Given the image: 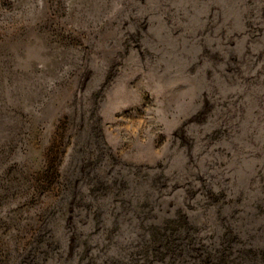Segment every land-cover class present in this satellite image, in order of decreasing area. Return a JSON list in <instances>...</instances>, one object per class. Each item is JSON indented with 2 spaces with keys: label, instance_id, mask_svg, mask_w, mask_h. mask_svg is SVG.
<instances>
[{
  "label": "rangeland",
  "instance_id": "obj_1",
  "mask_svg": "<svg viewBox=\"0 0 264 264\" xmlns=\"http://www.w3.org/2000/svg\"><path fill=\"white\" fill-rule=\"evenodd\" d=\"M222 252L264 264V0H0V264Z\"/></svg>",
  "mask_w": 264,
  "mask_h": 264
},
{
  "label": "trees",
  "instance_id": "obj_2",
  "mask_svg": "<svg viewBox=\"0 0 264 264\" xmlns=\"http://www.w3.org/2000/svg\"><path fill=\"white\" fill-rule=\"evenodd\" d=\"M183 223H179L178 222V226H173L171 227V231L173 232V234H177L178 232V242L176 243H172L170 241V239H167L166 236V229L164 227H162V229H158L155 226H151L149 229V236H150V240L148 241H143V243L140 245V247H138L139 250L136 249V252L133 255L136 254H140L142 256L148 257L147 255H158L159 257H161L162 255H164L163 253H168L172 256L175 257H179L180 255H182L184 252H190V254L193 255H197V250L194 248L193 244H192V240L191 237L189 236V228L186 225V223L184 221H182ZM175 223V222H173ZM147 229V230H148ZM184 237L185 240H180V237ZM176 242V239H174ZM226 252V251H225ZM225 252L221 253V257L218 258V263L217 264H229L230 262L233 261H228L226 259ZM251 254H254V258L256 257V254L254 253V251L250 250ZM190 256V255H189ZM198 256V255H197ZM131 258V259H130ZM211 256L207 255L205 260L202 261L203 264H213L210 261ZM132 255L129 256V261L132 262ZM193 259L196 260V257L193 256ZM228 261V262H227ZM127 263V264H133V263ZM95 264V263H92Z\"/></svg>",
  "mask_w": 264,
  "mask_h": 264
}]
</instances>
